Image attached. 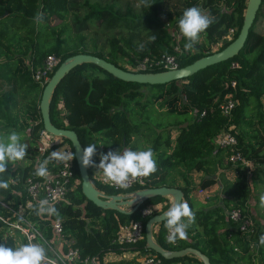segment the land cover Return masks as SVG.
I'll use <instances>...</instances> for the list:
<instances>
[{
    "label": "trees",
    "instance_id": "trees-1",
    "mask_svg": "<svg viewBox=\"0 0 264 264\" xmlns=\"http://www.w3.org/2000/svg\"><path fill=\"white\" fill-rule=\"evenodd\" d=\"M163 1L171 0H148L150 7L141 0H125L124 3L112 0L103 5L84 0L80 7L86 8V13L78 20V30L73 32L67 18L71 9L77 7L70 0H0V137L17 132L20 142L28 145L26 156L29 158L24 164L12 166L8 163L6 172L0 174V179L9 183L7 189H0V243L8 247L27 243L22 235L17 242L8 233L11 227L4 220L21 221L19 210L27 198L25 180L35 173L40 163L35 144L43 128L39 109L43 86L32 78L31 68L42 66L49 54L57 56L60 63L76 53L94 54L124 69H128L126 64L133 65L137 58L172 53L176 55L178 66H184L222 49L238 35L246 2L182 0L183 8L168 16L164 23L159 18ZM192 6H198L213 17L214 22L200 33L198 43L191 50L177 52L173 47L176 42L182 47L188 42L179 31L178 21L183 11ZM262 13L264 0L238 54L199 69L186 78L158 84L138 83L118 78L94 63H83L62 78L50 103V118L55 126L73 129L83 147L97 144L96 162L104 149L105 153L124 148L139 150L138 139L146 136L144 131H150V147L142 150H153L157 171L146 177L147 185L180 187L195 213V222L187 228L186 238L170 242L165 220L157 224L154 237L168 249L192 246L207 255L211 264H255V258L264 264V244L260 242V237L264 236V220L255 219L252 213L253 208L261 207L264 196V192L259 191L264 189V32L255 27ZM230 29L231 37L225 39ZM116 30L120 33L110 35V31ZM107 33L105 45H102L100 34ZM154 35L155 40L152 39ZM232 62L237 66H232ZM231 80L236 81L234 87L230 86ZM227 93L237 99L229 116L219 109ZM154 104L160 107L159 115L171 119L151 124L150 117L157 112ZM228 127L242 155L257 165L255 176L249 178L237 166L236 177L226 179L228 168H235L228 159L232 149L215 145L213 138ZM172 130L176 131L175 135ZM60 139L73 153L69 140ZM54 149L56 145L41 160L48 159ZM51 161L54 160L49 161L48 169ZM72 161L75 183L63 198L51 204L57 213L37 215L39 204L33 205L28 213L23 212V216L40 230L44 241H54L51 224L58 217L63 225V238L78 248L81 258L95 256L99 264H136V260L125 257L106 260L105 255L125 250L155 253L145 248V233L135 245L113 242L112 238L125 223L142 220L145 225L150 215H142L141 209L150 206L152 214L162 211L169 205L167 197H152L132 213L103 209L82 193L75 158ZM178 166L185 171H202L199 186L207 188L219 182L220 192L208 195L207 202L195 208L189 197L190 187L166 182L168 169ZM216 170L220 171L221 179L215 176ZM93 171L94 167H88L92 179ZM35 176L39 180L42 178ZM93 183L104 192H115ZM251 198H254L253 205ZM157 204L161 205L158 209ZM232 209H240L242 214L247 213L252 218L251 230H239V221L228 215ZM33 242L43 245L47 256L51 255L41 238L36 237ZM156 255L164 264L188 257L170 260ZM194 260L201 264L199 259ZM77 264L84 263L81 260Z\"/></svg>",
    "mask_w": 264,
    "mask_h": 264
},
{
    "label": "built area",
    "instance_id": "built-area-1",
    "mask_svg": "<svg viewBox=\"0 0 264 264\" xmlns=\"http://www.w3.org/2000/svg\"><path fill=\"white\" fill-rule=\"evenodd\" d=\"M230 33H232V29L229 30V34L225 36V39H230ZM173 47L177 52H188L191 50L185 49V46L182 47L178 42H176ZM58 63L59 59L57 56L54 54L47 55L42 66L31 68L32 78L44 86ZM127 65H130L127 68L132 71H157L176 68L178 67V61L176 59V55L171 53L162 54L156 58L144 56L142 58H137L133 65ZM232 66H237V63L232 62ZM235 84V80L230 81L231 87H234ZM236 104L237 99L233 98L231 93H227L219 103L220 112L225 116H229ZM59 106H62V104L59 103ZM213 142L217 146H229L232 149L228 159L234 165L235 170L238 166L243 172L248 171L249 166H245L251 163V161L246 159L237 148V139L230 131V127L222 129L213 138ZM55 145L56 149H54V151L71 152L66 143H62L61 139H58L57 136H54L42 128L38 132L37 142L35 144L37 160L42 163L43 160H41V157L48 153L50 148ZM103 152L105 153V149ZM99 160L100 155L97 157V163H99ZM91 180H94L93 182H97L102 186L112 188L117 193L148 186V180L146 177L130 180L129 187L127 188L114 186L111 182H105L103 172L98 168H94L93 179L91 178ZM25 181L27 198L19 210L21 221L7 222V220H4L11 227V229L16 230V232L24 236L26 239L28 236H31L33 240L36 237L41 238L44 244H46L48 250L51 252V255H48L49 260L54 261L55 264H77L81 260L84 264H99V261L95 256H85L81 258L78 248L72 246L69 241L63 238V225L60 218L57 217L52 221L51 226L55 234V239L52 243H49L44 241L40 230L23 216V212L28 213L31 207L35 204H39V201L41 200L47 199L49 204H52L64 197L66 191L75 183L73 161H51V167L48 169L47 176L42 177L41 180H39L36 178L35 173L32 172ZM204 189L205 188H200L199 190L200 192H203ZM1 204L6 207L5 203L1 202ZM152 210V207L145 206L141 209V213L142 215H151ZM13 212L15 213V211ZM228 215L232 219L239 221V230L242 232L249 230L253 224L252 218L247 213L242 214L240 209H232L228 211ZM143 237L144 223L142 220H136L123 224L114 234L112 241L135 245L140 242ZM167 237H169L168 230ZM136 264H164V262L155 253L148 252L141 259H139Z\"/></svg>",
    "mask_w": 264,
    "mask_h": 264
},
{
    "label": "water",
    "instance_id": "water-1",
    "mask_svg": "<svg viewBox=\"0 0 264 264\" xmlns=\"http://www.w3.org/2000/svg\"><path fill=\"white\" fill-rule=\"evenodd\" d=\"M262 0H246L243 13V22L238 35L220 50L213 51L207 55L201 56L189 64L178 66L173 69L157 71H132L121 68L103 57L90 53H76L64 58L57 68L50 75L48 81L44 84L39 101V109L43 128L54 136L69 140L76 165L79 171L81 191L86 199L92 201L103 209L117 210L123 213H132L137 210L144 201L155 196H170L169 205L162 211L151 214L144 225L145 248L155 252L165 259L180 258L186 255H193L201 261V264H211L207 255L198 249L187 246L181 249H168L161 246L154 237L153 227L164 221V212L174 200H185L184 193L180 187L161 185L156 187H143L121 193H107L98 189L91 180L88 168L81 165L79 157L83 153L77 133L73 129L57 127L50 118V103L57 85L62 78L76 65L83 63H94L114 76L126 81L138 83L158 84L166 83L176 79L186 78L199 69L217 62L229 59L239 53L247 38L249 28L251 27L256 13Z\"/></svg>",
    "mask_w": 264,
    "mask_h": 264
},
{
    "label": "clouds",
    "instance_id": "clouds-1",
    "mask_svg": "<svg viewBox=\"0 0 264 264\" xmlns=\"http://www.w3.org/2000/svg\"><path fill=\"white\" fill-rule=\"evenodd\" d=\"M141 2L146 7L151 6L148 0H141ZM213 22V17L205 14L198 6L186 8L178 21L179 31L188 41L185 49H191L198 43L200 33L207 30ZM155 38L154 35L152 39L155 40ZM20 141L21 137L15 131L8 134L6 138L0 137V174L6 172L9 162L22 160L25 157L28 145ZM96 155L97 144L87 145L79 157L81 165L85 168L101 169L105 182H111L120 188L129 187L132 179L148 177L157 171V163L151 148L147 150L124 148L123 150H109L106 153L101 152L99 163L94 160ZM74 156L71 152L53 151L48 159L36 165L35 174L45 177L48 174L47 165L50 160L71 161ZM8 187V181L0 179V189ZM261 201L264 202V196L261 197ZM43 213L56 214L57 209L49 204L47 199H44L39 201L37 215ZM163 216L170 242H175L177 238H186L187 228L195 222V213L188 202L183 199L174 200ZM260 242L264 244V236L260 237ZM0 264H55V262L49 260L43 245L34 243L33 238L28 236L27 243L17 247H8L0 243Z\"/></svg>",
    "mask_w": 264,
    "mask_h": 264
},
{
    "label": "rangeland",
    "instance_id": "rangeland-1",
    "mask_svg": "<svg viewBox=\"0 0 264 264\" xmlns=\"http://www.w3.org/2000/svg\"><path fill=\"white\" fill-rule=\"evenodd\" d=\"M83 1L84 0H70V3L77 7L75 9H71V11H70L71 13L69 14V16L67 18V21L71 25V28H72L73 32H76L78 30V27H79L78 20H80L83 17V15L86 13V8L80 7V5L82 4ZM88 1L89 2H98L99 4L103 5L105 3L111 2L112 0H88ZM124 1L125 0H122V3H124ZM130 1L133 2V0H130ZM183 5L184 4H183L182 0L163 1L162 4H161V11H160V15H159L160 20L162 22L166 23L167 19H168V16H173L174 14L178 13L183 8ZM255 27H256L257 30L264 32V13H262L259 16V18L257 19V23H256ZM86 32H89V31H85L84 33H86ZM109 33H110V35L112 33L119 34L120 31H118V30L112 31V32L110 31ZM107 35H108V33L106 35L105 34H100V40H101L100 43L102 45H105ZM214 47H216V46H214ZM126 66L128 67L130 65L126 64ZM153 107L155 109H157V112H153V114L151 115V117H150L151 124L155 125L158 122H165V121L171 119L169 116H165L164 114H162V115L158 114V111L160 110V107H158L157 104H154ZM175 133H176V131L172 130V135L175 134ZM144 134L146 136L145 137H140L138 139V142H137L138 146H139V150H142L144 148L150 147L149 141L151 140V137H152V136H150L151 132L150 131H144ZM57 138L60 139L59 137H57ZM27 161H29V158L25 155V157L22 160H18V161H15V162H9V163H10V165L13 166L15 164H24ZM248 166H249V168H248V172L247 173H249L250 171L255 170L257 165L254 162L251 161V163H249L245 167H248ZM255 171L253 173H255ZM219 172H220L219 170H216L214 174H215V176L218 179H221V177L219 176ZM180 176L184 177V179L187 181L185 183V185L187 187H190L189 194H190V198L192 199L193 204L195 205V208L198 207V204L202 205V204H204L203 202L206 203L207 202L206 201V197L199 190L201 188L199 186V182H200L201 177L203 176V172L202 171H199V172H196V171H185L184 168L179 167V166L178 167H172V168H169L168 171H167V181L166 182L168 184H177L178 183V185H181V184H183V182H182V179H181ZM234 178L232 177V179H234ZM226 179L227 180L231 179V177H230V175L228 173L226 174ZM218 186H219L218 183L212 185V187H213L212 191L213 192H211V193H214L216 191H220L221 189H220V187L218 188ZM257 187L259 188L260 185L258 184ZM261 190H262V192H264V189H260L259 191H261ZM167 199H168V202H169L170 201V197L168 196ZM251 204L252 205L254 204V198H251ZM260 205H261V207L256 209V213L254 212V210H252V213H253L255 219L262 218L264 220V202L261 201ZM155 206H156V208H160L161 207L160 204H157ZM156 227H157V225H156ZM8 233L13 235L17 242L20 241V236L21 235L18 232H16V230H14V229L12 230L10 228ZM144 253L145 252H142V254H144ZM255 262H256L255 264H262V263L259 262V260L257 258H255ZM181 264H193V263H192L191 260H185L183 263L181 262Z\"/></svg>",
    "mask_w": 264,
    "mask_h": 264
},
{
    "label": "crops",
    "instance_id": "crops-1",
    "mask_svg": "<svg viewBox=\"0 0 264 264\" xmlns=\"http://www.w3.org/2000/svg\"><path fill=\"white\" fill-rule=\"evenodd\" d=\"M173 135H175V134H173ZM253 170V169H252ZM256 170V169H255ZM255 170H253V171H250L249 173H247L248 171H245L246 172V174H247V176L250 178V177H253L254 175H255V173H253ZM192 171H194V170H192ZM242 171V170H241ZM196 172H199V171H196ZM227 173L230 175V177H231V179H232V177L234 178L236 175H237V173H238V171H236L234 168H228V170H227ZM226 173V174H227ZM254 175H253V174ZM253 175V176H252ZM181 177V179H182V182H183V184H181V185H185V183L187 182L185 179H184V177H182V176H180ZM167 181V180H166ZM218 183V185H219V182H217ZM174 185H178V183L177 184H174ZM214 185V184H213ZM211 187V188H210ZM220 186H218V188H219ZM213 190V187H212V185L211 186H209V187H207V188H205L204 189V191L203 192H201V193H203L204 194V196L207 198V196L208 195H217L220 191H216V192H214V193H211V192H213L212 191ZM220 190V189H219ZM189 197H190V194H189ZM203 203H205V202H203ZM199 205H201V204H198V206ZM252 210H254V212H256V210L253 208ZM157 230V227H156V225L153 227V231L155 232ZM147 252H145L144 254H142V252H139L138 250H125V251H122V252H110V253H108V254H106L105 255V259L106 260H111V259H115V260H117V259H121V258H130V259H134V260H136V262L137 261H139V259H141L145 254H146ZM186 256H188L187 258H185L183 261H171V262H169L168 264H181V262L183 263L185 260H191L192 261V263L193 264H199L198 263V261H196V260H194L195 259V257L193 256V255H186Z\"/></svg>",
    "mask_w": 264,
    "mask_h": 264
},
{
    "label": "bare ground",
    "instance_id": "bare-ground-1",
    "mask_svg": "<svg viewBox=\"0 0 264 264\" xmlns=\"http://www.w3.org/2000/svg\"><path fill=\"white\" fill-rule=\"evenodd\" d=\"M170 197V196H169Z\"/></svg>",
    "mask_w": 264,
    "mask_h": 264
}]
</instances>
